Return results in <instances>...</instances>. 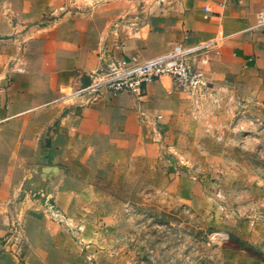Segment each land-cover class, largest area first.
<instances>
[{
	"label": "crops",
	"instance_id": "0c3cea01",
	"mask_svg": "<svg viewBox=\"0 0 264 264\" xmlns=\"http://www.w3.org/2000/svg\"><path fill=\"white\" fill-rule=\"evenodd\" d=\"M177 45L203 68L204 86L183 89L164 76L140 99L106 88L94 99L73 94L90 81L84 73L96 69L103 50L141 61ZM224 102L264 113V0H0V235L10 218L1 203L10 195L31 189L65 212L86 202L90 188L61 166L139 135L141 112L161 115L170 141L184 110ZM44 175L53 178L48 189L39 183ZM27 215L23 264L74 254L65 223L39 210ZM83 254L81 264L89 262Z\"/></svg>",
	"mask_w": 264,
	"mask_h": 264
},
{
	"label": "rangeland",
	"instance_id": "374dc122",
	"mask_svg": "<svg viewBox=\"0 0 264 264\" xmlns=\"http://www.w3.org/2000/svg\"><path fill=\"white\" fill-rule=\"evenodd\" d=\"M140 115L139 135L92 148L89 162L77 157L61 166L90 188L87 203L77 201L69 212L59 207L58 218L44 206L54 199L31 189L1 203L9 223L15 214L23 218L26 238L21 249H1L0 264L26 261L31 210L70 231L74 254L57 264H81L83 253L89 262L82 264H264L263 111L228 102L184 110L170 141L161 115ZM52 181L44 175L39 183L48 189Z\"/></svg>",
	"mask_w": 264,
	"mask_h": 264
},
{
	"label": "built area",
	"instance_id": "2783aa9c",
	"mask_svg": "<svg viewBox=\"0 0 264 264\" xmlns=\"http://www.w3.org/2000/svg\"><path fill=\"white\" fill-rule=\"evenodd\" d=\"M185 53L186 51L177 45L165 54L134 61L103 50L96 69L84 73L90 81L77 88L73 94H89L90 99H94L101 89L106 88L114 92L129 91L140 99L145 94L149 82L164 76H171L175 84L183 89H198L206 84L205 72L203 68L191 64ZM202 62L207 63V59H203ZM78 75L82 76L83 72L79 71ZM44 206L54 218L62 215L59 206L50 198L45 200ZM15 215L6 234L0 237V250L15 244L21 246L26 238L24 220L18 214Z\"/></svg>",
	"mask_w": 264,
	"mask_h": 264
},
{
	"label": "trees",
	"instance_id": "16d2710c",
	"mask_svg": "<svg viewBox=\"0 0 264 264\" xmlns=\"http://www.w3.org/2000/svg\"><path fill=\"white\" fill-rule=\"evenodd\" d=\"M239 249H244V250H246L251 256H257V255H255V254H253L252 252H250L249 250H248V248H246V247H240ZM257 257H259V256H257Z\"/></svg>",
	"mask_w": 264,
	"mask_h": 264
}]
</instances>
